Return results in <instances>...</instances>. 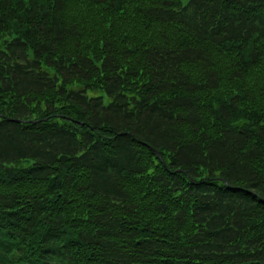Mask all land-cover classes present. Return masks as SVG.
<instances>
[{
    "label": "trees",
    "instance_id": "1",
    "mask_svg": "<svg viewBox=\"0 0 264 264\" xmlns=\"http://www.w3.org/2000/svg\"><path fill=\"white\" fill-rule=\"evenodd\" d=\"M0 264H264V0H0Z\"/></svg>",
    "mask_w": 264,
    "mask_h": 264
},
{
    "label": "water",
    "instance_id": "2",
    "mask_svg": "<svg viewBox=\"0 0 264 264\" xmlns=\"http://www.w3.org/2000/svg\"><path fill=\"white\" fill-rule=\"evenodd\" d=\"M157 153L159 154V152L157 151Z\"/></svg>",
    "mask_w": 264,
    "mask_h": 264
}]
</instances>
